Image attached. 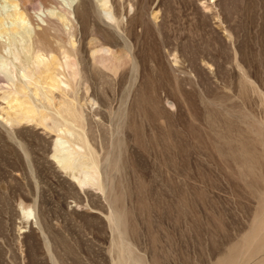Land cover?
Segmentation results:
<instances>
[{
    "label": "rangeland",
    "instance_id": "374dc122",
    "mask_svg": "<svg viewBox=\"0 0 264 264\" xmlns=\"http://www.w3.org/2000/svg\"><path fill=\"white\" fill-rule=\"evenodd\" d=\"M60 1L87 143L6 122L0 73V264H264V0ZM57 140L98 171L64 172Z\"/></svg>",
    "mask_w": 264,
    "mask_h": 264
},
{
    "label": "bare ground",
    "instance_id": "6f19581e",
    "mask_svg": "<svg viewBox=\"0 0 264 264\" xmlns=\"http://www.w3.org/2000/svg\"><path fill=\"white\" fill-rule=\"evenodd\" d=\"M13 1H15V4H14L15 7L13 10L7 11L5 13L0 12V60H2L0 64V73L5 74L6 78H8V81L11 82L12 84V85L10 84L12 88L8 91L7 95L5 94L6 96H4V99L8 101L9 110H11V112L5 114L4 120L6 122L12 123V125L13 123H16V121L19 119L23 121L24 120H30V121L35 120L36 122H39V124L42 123L45 127L51 130L50 131L51 133L53 131L54 133L58 132L63 128L67 129V131L74 137V142L77 144V146H80V143H81L83 147L87 143V142L86 143L84 142V145L82 144L83 140L84 141L86 140L82 136V133H81L82 131L80 129L81 125L79 124V120L83 121V119H82V116H80V112H78V110L75 108V106L80 107V105L79 103L78 105H74V102L71 101L72 99L71 100L69 99L70 95L67 96V92H68L67 87H69L72 84V83L70 84V80L71 79L75 80L76 79L75 77L78 74L80 75V77L77 76L78 80L82 78L81 77L82 73L81 74L79 73V72H82V70L80 71L81 59L80 57H78L79 55L77 56L79 51L77 52L78 49L74 47V44H75L74 41L76 42V40L69 39L67 43L69 45L68 47L64 43V40L63 42H61L59 40L60 38L57 39L55 36H54L55 39H53L52 42L50 41L51 39H49V34H50L51 26H49V23L50 22L52 23L53 20L49 22L48 19L51 17L52 13L55 14V12H57V11H53V12L51 11V9L54 6L51 9H49L51 5L49 4L50 7L47 6L48 4L45 5V2L48 3L50 0L48 2L46 0H39L38 3L40 7L39 8L40 13L35 14V15L32 14L28 10L25 4H23V0L20 4L18 3L16 4V2H19V0L18 1L13 0ZM60 2L62 3L63 0ZM12 3L13 2H11V4ZM55 4L56 3H54V5ZM60 5H58V7ZM70 5L69 6L65 5L68 7V9L63 8L65 10L59 8L61 11H59V13H57L56 15L58 19L61 20V24L63 23L65 27L67 25H71L70 21H69V24L66 22L67 15L72 16L68 14V13H71V10H72L71 9L72 7ZM52 17L54 18V15ZM20 22L27 23L25 24L27 25L25 34L21 33L20 30L18 29V25H16L17 23H20ZM72 27H74V25ZM70 30H73V28H71ZM55 31L58 33L56 28H55ZM65 31L67 34V30ZM69 33H71V31L68 32V34ZM73 35L74 34H71V36ZM106 52L104 53L109 54L107 50ZM100 56L104 58V56L102 55ZM77 57L80 59V62ZM97 57L98 56H95L96 59L93 58V60L95 59V61H99L98 63L100 64V62L103 59L101 58L102 60H100L98 59L99 57L98 58ZM108 57L109 55L107 56V58ZM109 59L108 61L103 60L104 65L103 64L101 65H103L104 68H106L107 66L105 65H108V64H110L109 66H113L111 65L113 64L112 60L111 62H109ZM106 62H109V63L106 64ZM113 62L115 61L113 60ZM108 68H106V70ZM76 83H77V79H76ZM76 83H73V84H76ZM56 91H57V94L55 93L56 95H54V92ZM55 96L57 97L56 98L57 101L55 100L56 103L54 102ZM17 124L18 123H16V125ZM12 125L10 124V126ZM83 131H84V128H83ZM78 149L77 150L72 149L70 151L62 147V143L58 141L55 144V150H54L55 152L53 154V158L57 161L56 164H58L62 170L65 169L64 172L66 170H67V173L68 171H70L69 174H71L75 178H76L75 175L77 174V178H76L77 180H79L78 178H80L78 177L79 176L78 174H80L79 172H83L84 167L86 166L84 165L86 164L84 163L85 161L90 162L91 169H93L94 174H95L96 167L98 168V165L96 166V163L98 162V160L97 161L95 160L93 151L92 152L87 151L86 155L83 156L79 152L80 149L79 150ZM83 158H85L86 160L84 159L85 160L84 161ZM88 164L89 163H87V165ZM97 171L98 169H96V172ZM83 177L85 176L83 175ZM94 177L96 178L95 175ZM76 179L74 180L76 181ZM76 182H79V181H76ZM114 222L116 223V221ZM117 224L119 225V223H116V226H118Z\"/></svg>",
    "mask_w": 264,
    "mask_h": 264
}]
</instances>
